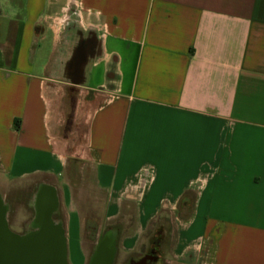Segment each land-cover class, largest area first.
I'll return each mask as SVG.
<instances>
[{
    "label": "crops",
    "instance_id": "1",
    "mask_svg": "<svg viewBox=\"0 0 264 264\" xmlns=\"http://www.w3.org/2000/svg\"><path fill=\"white\" fill-rule=\"evenodd\" d=\"M80 32L98 47L76 70ZM0 171L23 228L34 186L58 189L86 264L111 229L116 264H264V0H0Z\"/></svg>",
    "mask_w": 264,
    "mask_h": 264
},
{
    "label": "water",
    "instance_id": "2",
    "mask_svg": "<svg viewBox=\"0 0 264 264\" xmlns=\"http://www.w3.org/2000/svg\"><path fill=\"white\" fill-rule=\"evenodd\" d=\"M27 206L32 218L22 233L12 231L13 204L0 190V264H69L58 189L47 182L36 184ZM117 254L118 233L107 230L94 241L88 264H116ZM154 262L153 254L141 260V264Z\"/></svg>",
    "mask_w": 264,
    "mask_h": 264
},
{
    "label": "rangeland",
    "instance_id": "3",
    "mask_svg": "<svg viewBox=\"0 0 264 264\" xmlns=\"http://www.w3.org/2000/svg\"><path fill=\"white\" fill-rule=\"evenodd\" d=\"M3 20H1L2 22ZM3 25V22H2ZM5 24L2 26L4 27ZM90 35L93 36L92 32H89L86 34V37H89ZM94 37V36H93ZM95 39V38H94ZM96 45L91 46L90 52L95 53L98 47V41L95 39ZM69 107H71V110L69 111V118L70 114L73 115V107L75 109L76 103L69 102L68 103ZM72 111V112H71ZM68 122H71V119H69ZM91 170L86 169L85 171H74V175L69 176V183L70 187L72 189V196L75 201V204L78 206V212L80 213L82 219H84V214L86 212L85 206L88 203H86L85 197L88 195H97L100 196L101 194L96 193L95 191V186L93 184V177L90 176ZM20 185L18 183L9 181L3 176L2 172L0 171V190L8 195V199L10 200L9 196L13 194L14 190H16ZM62 186V184H61ZM16 188V189H14ZM20 192V191H16ZM13 204V214L11 216V221L12 225L11 230L14 232L22 233L24 231L23 224L22 222L25 220V218L30 217V212L26 208L25 205L22 204V206H19V204ZM18 205V206H17ZM99 211V210H98ZM66 214V211H64ZM100 213V211H99ZM69 229V234H68V240H67V248H68V263L69 264H86V253L82 250V237H81V226L76 217H71V225ZM83 247L85 249L89 248V244L86 240H83Z\"/></svg>",
    "mask_w": 264,
    "mask_h": 264
},
{
    "label": "flooded vegetation",
    "instance_id": "4",
    "mask_svg": "<svg viewBox=\"0 0 264 264\" xmlns=\"http://www.w3.org/2000/svg\"><path fill=\"white\" fill-rule=\"evenodd\" d=\"M96 41L92 35L89 37H86L83 33L77 34V45L75 50V58L71 60L69 64V68H75L76 70H81L82 64L85 61L86 58V52L90 51L91 46L95 47ZM8 199V195L6 196ZM11 202H14V204H19L23 200V194L21 193H13L11 196H9ZM150 255V254H149ZM142 258H139L136 262L141 264ZM150 263V262H149ZM156 264V263H152Z\"/></svg>",
    "mask_w": 264,
    "mask_h": 264
},
{
    "label": "trees",
    "instance_id": "5",
    "mask_svg": "<svg viewBox=\"0 0 264 264\" xmlns=\"http://www.w3.org/2000/svg\"><path fill=\"white\" fill-rule=\"evenodd\" d=\"M17 25L18 23L16 21H13L10 25V35H9V38H8V45L5 46L3 48L4 50V54H5V59L7 62H9L10 60V57L12 56L13 54V47H14V36L16 34V31H17ZM153 243L156 245H158V247H160V249L162 247H165L169 241L167 240H159L158 238L153 240Z\"/></svg>",
    "mask_w": 264,
    "mask_h": 264
}]
</instances>
